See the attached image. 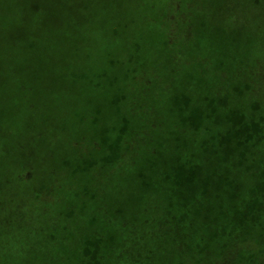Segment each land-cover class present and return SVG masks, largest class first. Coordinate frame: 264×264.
Instances as JSON below:
<instances>
[{
    "label": "rangeland",
    "instance_id": "1",
    "mask_svg": "<svg viewBox=\"0 0 264 264\" xmlns=\"http://www.w3.org/2000/svg\"><path fill=\"white\" fill-rule=\"evenodd\" d=\"M176 2L0 0V264H215L234 220L264 251L231 143L264 120V0Z\"/></svg>",
    "mask_w": 264,
    "mask_h": 264
},
{
    "label": "trees",
    "instance_id": "2",
    "mask_svg": "<svg viewBox=\"0 0 264 264\" xmlns=\"http://www.w3.org/2000/svg\"><path fill=\"white\" fill-rule=\"evenodd\" d=\"M169 6H171V11L175 12L178 10L179 6L177 5L176 0H169ZM170 18V17H169ZM168 18V19H169ZM254 66L257 68L258 72L264 71V60H254ZM264 82V81H262ZM255 94V93H254ZM264 103V98H263ZM222 104V103H221ZM258 102L253 100L250 102V107H257ZM232 118V117H231ZM219 119H212V124L217 127ZM234 123V131L232 133L231 143L235 146L234 148V156L238 158L239 162L237 166H240L242 163V158L248 156L253 161L252 171H248L250 174L259 175L260 177L255 182H260V185L263 186L264 191V140L262 141V148H259L260 140L264 139L262 135L264 134V120L259 118L257 120H245L240 117L232 118ZM199 134L203 138L207 134V126L204 128H199ZM215 138L219 144L228 145V140L225 136L220 133H212L211 136L201 141V146L203 149H206V145L209 144V140ZM94 148V147H93ZM97 149V146L95 145ZM106 155L111 154L112 148L109 146L106 148ZM246 155V156H245ZM104 156V155H103ZM102 156V157H103ZM258 158L262 159V165H258ZM108 160L107 157H103V161ZM222 162V161H221ZM251 188L255 187L254 184L250 185ZM257 186V184H256ZM237 188H241V186H237ZM250 187H248L249 192H253ZM217 191V190H216ZM221 191V190H220ZM217 191V192H220ZM200 194H205V190L203 187L199 188ZM238 221L233 222L234 234H232L231 241L238 243L237 247L234 249L230 247V252H223L221 257L217 260L215 264H231V259L235 257V252L237 255H241L242 259L246 261L248 264H264V251L261 248L255 245L254 241L257 237L254 234H250L244 231L238 225ZM135 237L134 235L132 238ZM225 253V254H224ZM251 253V254H244ZM262 254V256H261Z\"/></svg>",
    "mask_w": 264,
    "mask_h": 264
}]
</instances>
